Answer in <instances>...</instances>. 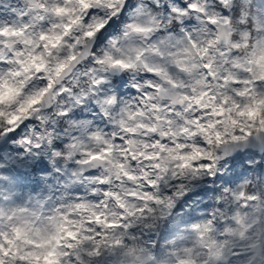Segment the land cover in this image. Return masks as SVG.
Returning a JSON list of instances; mask_svg holds the SVG:
<instances>
[{
	"label": "clouds",
	"instance_id": "clouds-1",
	"mask_svg": "<svg viewBox=\"0 0 264 264\" xmlns=\"http://www.w3.org/2000/svg\"><path fill=\"white\" fill-rule=\"evenodd\" d=\"M0 264H264V0H0Z\"/></svg>",
	"mask_w": 264,
	"mask_h": 264
}]
</instances>
